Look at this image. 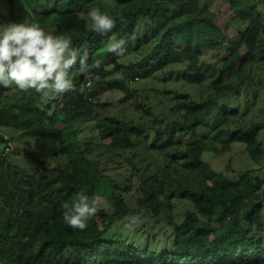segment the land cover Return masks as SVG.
Listing matches in <instances>:
<instances>
[{
    "label": "trees",
    "instance_id": "obj_1",
    "mask_svg": "<svg viewBox=\"0 0 264 264\" xmlns=\"http://www.w3.org/2000/svg\"><path fill=\"white\" fill-rule=\"evenodd\" d=\"M6 1L8 13L0 15V25L22 22L13 14V1ZM61 1L54 0L53 7ZM211 2L226 5L227 27L205 18ZM115 4L120 10L110 15L116 26L106 35L88 28L75 10L60 12L55 22L56 33L70 35L81 54L87 51L89 64L102 59L101 68L94 70L99 79L93 80L86 93L95 102L84 98L86 76L78 72L79 61L70 72L77 88L61 94L58 102L50 100L54 105L34 90L0 86V130L15 129L9 137L14 141L21 137L52 139L65 158L63 165L54 167H42L37 160L34 165L21 166L1 155L4 141L0 139V264H264V178L250 170L231 177L213 170L202 158L205 152L217 151L224 141L235 142L264 169V148L257 140L264 129V92L255 118L238 114L239 97L251 95L244 105L253 106L256 90L264 89V0H115ZM43 17L39 14L40 20ZM140 23L149 29L141 40ZM229 26L235 28L234 44L243 49L233 72L245 73L231 88L223 84L227 60H221L224 68L199 61L206 49L228 48L205 39H224ZM112 37L123 42L124 57L108 51ZM148 45L143 54L138 52ZM177 57L188 61L182 71L184 82L199 85L213 77L209 86L214 92L203 101L176 94L174 105L181 103V114L164 121L149 106L137 102L131 84L154 77ZM259 67L263 73L256 75ZM108 82L125 99L133 100L148 121L133 126L104 112L97 120V131L101 140L108 139L112 153L102 161L86 156L76 135L81 124L97 118L103 109L98 95ZM11 90L15 97L5 98ZM174 105L169 111L174 112ZM72 154L81 158L72 161ZM116 157H122V162L115 163ZM119 163L138 182L134 207L113 196V213L102 217L101 234L95 233L96 227L82 232L69 228L63 221L64 205L71 207L81 190L96 193L108 166ZM178 171L183 173L180 178L174 174ZM173 200H187L194 209L184 213L178 224H172ZM143 214L153 223L173 225L169 240L159 249L148 244L138 247L109 234L115 222Z\"/></svg>",
    "mask_w": 264,
    "mask_h": 264
},
{
    "label": "rangeland",
    "instance_id": "obj_2",
    "mask_svg": "<svg viewBox=\"0 0 264 264\" xmlns=\"http://www.w3.org/2000/svg\"><path fill=\"white\" fill-rule=\"evenodd\" d=\"M13 1V14L16 18H20L22 22H38L47 30L56 33L55 22L59 16V13L66 10H75L78 14L85 19L87 27L91 28V22L87 17V12L93 7H99L103 11L109 14H117L120 7L114 4L109 7L106 5L105 0H64L59 2L56 7H53L54 0H12ZM152 6V4H150ZM8 13V4L6 0H0V15ZM39 14H44V17L40 20ZM264 15V12H263ZM8 16V15H7ZM205 18L212 20L218 26L227 27L228 13L226 11V5L218 2H211L207 6V12L204 15ZM5 24H1L3 26ZM201 28L204 25L200 24ZM230 27V26H229ZM146 26L144 23H140L137 27L139 33V39L141 40L147 34ZM235 28L230 27L224 35V39L217 40L216 38L205 39L210 44L221 43L222 46H228L223 48L222 51H212L213 49H206L203 51L199 58L201 62L212 63L215 62L219 68H224L221 64V60L225 59L229 62V67L223 69L225 78L223 84L227 88L236 87L240 81L244 78L245 73H235L237 66V58L242 54L243 49L240 46L234 44L236 37L234 35ZM127 40V39H125ZM132 39V43H134ZM150 46H144L138 50L140 54H143ZM137 54V53H136ZM136 54L132 55L133 59ZM111 60L108 59V61ZM188 61L183 57H177L176 62L162 71L158 72L154 77L145 80H136L131 84V88L138 94L137 102H143L144 105L149 106L155 115L160 116L164 121H170L175 119L181 114L180 105H174L178 100H175L176 94H188L190 101H203L213 96L214 90L210 88L209 84L211 79L205 80L199 85H191L182 80V71L187 66ZM262 74L260 67L255 71ZM110 77L107 79L109 80ZM77 88V85H76ZM81 90V86H80ZM255 105H244L250 100L251 95H246V98L239 97L238 114L246 117L247 119L255 118L254 113L258 105L262 103V95L264 89L258 88L256 90ZM134 94V95H135ZM60 95L50 94L42 97L46 103L50 100L58 102ZM15 97L14 91H9L5 94V98ZM98 100L104 105L103 109L96 113L97 118L94 120L81 124L78 128L77 139L80 142V147L83 153L88 157L98 158L99 160H105L110 150L107 148L108 139L101 140L97 131V120L102 118L105 113L109 118L118 121L128 122L135 126L140 123L148 121L147 116L141 111V108H136L133 100H128L123 97V94L113 88L112 83L108 82L100 89ZM54 102H50L49 105H54ZM176 106L174 112L169 111V108ZM105 112V113H104ZM15 129L3 128L2 132L8 137L13 136ZM257 140L260 141L264 148V129L258 133ZM11 150L5 155L10 160L15 161L21 166L34 165L36 160L42 167H54L63 165L65 158L59 153V147L52 139L40 137L27 138L21 137L17 140H10ZM127 153L123 157H126ZM72 161L79 160L81 156L79 154L70 155ZM204 161H206L213 170L225 173L231 177H236L243 171L250 170L254 176L264 178V169L253 163L244 148L240 143H227L222 142L221 146L215 152H205L202 155ZM122 162V157H116L115 163ZM112 164L108 166L107 175L99 180L96 188V193H100L103 199L100 203L96 215L89 220L87 231H92L94 227L95 233L101 234L102 226L101 220L103 216H112V207L110 204L111 197H121L124 202L131 208L134 207V201L137 197L136 188L138 182L136 178H129L127 166L125 164ZM175 177H179L183 173L181 171L175 172ZM180 178V177H179ZM92 196L93 194H88ZM193 206L187 200H173L172 203V215L173 223L178 224L182 221L184 213L192 211ZM139 219L133 221L132 216H127L121 221L115 222L109 229V234L112 236H119L122 239L125 238L127 242L142 247L148 244L151 247L159 249L164 241H168L173 229L172 224H168L166 221L160 223H153L148 214L138 216Z\"/></svg>",
    "mask_w": 264,
    "mask_h": 264
},
{
    "label": "clouds",
    "instance_id": "obj_3",
    "mask_svg": "<svg viewBox=\"0 0 264 264\" xmlns=\"http://www.w3.org/2000/svg\"><path fill=\"white\" fill-rule=\"evenodd\" d=\"M111 7L114 0H105ZM91 30L101 35L111 32L116 26L112 15L99 7L87 12ZM108 51L118 57H124L127 49L123 42L115 37L110 38ZM79 61L78 72L85 75L87 86L93 85L94 70H99L102 59L88 63V53L81 54L73 45L68 34H58L47 30L38 22H8L0 26V86L16 88L23 92L34 90L45 96L64 94L75 91L76 85L70 75ZM103 199L102 194L89 196L86 190L77 193L71 207L64 205L63 221L71 229L84 231ZM133 221L139 217H133Z\"/></svg>",
    "mask_w": 264,
    "mask_h": 264
},
{
    "label": "built area",
    "instance_id": "obj_4",
    "mask_svg": "<svg viewBox=\"0 0 264 264\" xmlns=\"http://www.w3.org/2000/svg\"><path fill=\"white\" fill-rule=\"evenodd\" d=\"M87 77H85V81L82 85V89L85 91L84 98L87 101L90 102H95V98L89 97L86 93L89 92L90 88L87 86ZM94 80V79H93ZM0 139L4 141V150L2 151L1 155L7 154L11 150V142L10 139L7 135H5L1 130H0Z\"/></svg>",
    "mask_w": 264,
    "mask_h": 264
}]
</instances>
